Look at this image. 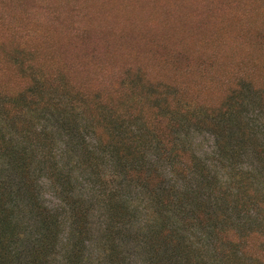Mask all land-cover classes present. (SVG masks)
Returning a JSON list of instances; mask_svg holds the SVG:
<instances>
[{
    "label": "rangeland",
    "instance_id": "obj_1",
    "mask_svg": "<svg viewBox=\"0 0 264 264\" xmlns=\"http://www.w3.org/2000/svg\"><path fill=\"white\" fill-rule=\"evenodd\" d=\"M6 237L10 264H264V0H0Z\"/></svg>",
    "mask_w": 264,
    "mask_h": 264
},
{
    "label": "trees",
    "instance_id": "obj_2",
    "mask_svg": "<svg viewBox=\"0 0 264 264\" xmlns=\"http://www.w3.org/2000/svg\"><path fill=\"white\" fill-rule=\"evenodd\" d=\"M28 63H30V61H29ZM105 127H109V126L107 125V126H105ZM22 168H23V167H22ZM22 168H21V169H22ZM24 170H25V169H24ZM22 172H23V176L26 177V176H27V172H25V171H23V170H22ZM131 172H132V174H134V175L142 174V172H141V168L133 169ZM144 174H145V173H144ZM141 181H142L143 183H144V181H145V186H146V188H148V190L152 191V190H151L152 188H150V187L154 185V183H152V182H154V181H153V179L151 178V176L148 177V175L145 174V175H143V178H141ZM167 199H168V198H167ZM167 199H166V200H167ZM162 200H164V199H162ZM166 202H167V201H166ZM8 225L10 226V222H8ZM154 237H155V236H154ZM7 238L9 239V237H6V238L0 240V264H10V262H11L10 257L12 258V254H15V251L13 250V248H12V247H9V245H8V241H7V244H6L5 241L7 240ZM48 238H49V237H48ZM156 238H158V236H156L154 239H156ZM10 240H11V239H10ZM5 261H7V262H5ZM2 262H5V263H2ZM36 262H38V259L35 258V256H34L33 264H36Z\"/></svg>",
    "mask_w": 264,
    "mask_h": 264
}]
</instances>
